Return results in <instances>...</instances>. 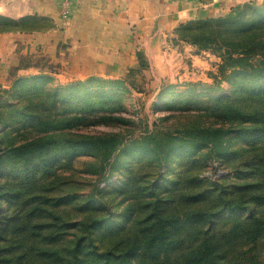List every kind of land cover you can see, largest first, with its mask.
Here are the masks:
<instances>
[{"label":"trees","instance_id":"16d2710c","mask_svg":"<svg viewBox=\"0 0 264 264\" xmlns=\"http://www.w3.org/2000/svg\"><path fill=\"white\" fill-rule=\"evenodd\" d=\"M35 19L0 14V34L51 29ZM176 34L203 49L223 50L219 77L233 89L219 94V85L207 95L195 87L205 103L164 106L170 117H186L179 118L178 134L130 143L107 132L78 135L90 117L96 125H119L120 79L93 77L66 92L35 87L20 92L18 104L0 94V264H264V2L181 25ZM236 137L248 145L236 157L234 177L221 166H213V174L192 171L204 147L213 146L206 158L216 154V160ZM120 154L123 163L134 155L158 169L146 183L131 166L129 183L118 187V209L101 197L100 182ZM179 154L182 171L163 192L162 167ZM70 175L80 178L81 189ZM9 201L12 212L1 215Z\"/></svg>","mask_w":264,"mask_h":264},{"label":"rangeland","instance_id":"374dc122","mask_svg":"<svg viewBox=\"0 0 264 264\" xmlns=\"http://www.w3.org/2000/svg\"><path fill=\"white\" fill-rule=\"evenodd\" d=\"M235 7L233 6L231 10ZM228 13L226 12V14ZM30 22L32 23V20ZM19 25L24 27L26 22H20ZM40 32H6L0 34V94L6 97L9 103L18 104L23 100V96L19 93L26 94L29 89L35 87L43 92L50 90L66 92L67 86L72 83L89 81L93 78L91 76H95L96 79L122 80L117 86L118 97L115 98L118 102V105L115 106V123L119 125H96L93 124V121L97 118L90 117L84 123L87 128L76 130L78 135H95L107 132L115 134V137L124 143H130L159 139L168 134L172 135V133L178 134L177 131L180 129L179 124H177L179 118L186 120V117L183 118L179 115V117L172 118L168 114V110L163 109L164 106L175 100H180L174 103L179 110L205 103L206 101L198 100V97L194 95L193 88L195 87L200 89L198 92L207 95L213 93L212 88L219 85L223 87L218 92L219 94L224 93V91L233 92L231 85L219 77L223 54L221 49H203L185 41H137V47L130 55L129 68H127V62L122 64V69L121 67L109 68L107 65L110 63L102 61V59L105 60L103 57L100 59V56L104 55L101 52L102 49L94 51L92 55L95 57L96 63L92 66L95 75L89 76L83 75L85 71L82 63L84 62H78L79 56L75 54V50H78L74 41L66 43L68 46L70 45L69 48L66 47V44L59 46V44L56 45L52 42L37 41V35ZM27 35L33 36L30 37L32 41L27 40ZM71 60L74 61L75 66L71 65ZM45 75L51 77L52 80H48ZM111 75L114 77H107ZM38 76L40 78L35 79ZM216 76L219 77L220 82L215 79ZM19 78L23 80L15 85ZM97 83L98 81L94 84ZM32 92L35 91L32 90ZM207 95L200 97L204 100ZM165 96L167 97L165 103L159 102ZM111 97H114V94ZM183 99H187V101L182 102ZM76 103L78 104V102ZM75 107L73 105L70 109L76 112ZM230 139L232 141V137ZM230 141H228V145L226 144V152L222 156L219 155L216 160V154L211 158H206L212 152L213 146L204 147L203 155H199V157L201 156L200 162L191 164L192 171L200 172L201 175L213 174V172L218 171L213 166H221V169L223 167L226 169V174L230 173L231 177H234L238 167L236 157L242 153V148L248 144L238 141L237 137L234 143ZM195 154L197 155V153ZM181 156L182 154H179L176 159L173 158L170 163L162 167L167 172L163 179L164 184L161 186L163 192L171 186L173 180L178 179L183 167L181 166L183 156ZM134 157V155H128V159L123 163L120 159L125 158V156L123 154L118 155L102 176L100 182L101 187H103L101 197L105 200L113 199L111 203L112 205L115 204V208L119 207L121 199L118 187H123L129 183V171L132 167L141 174V177H146V183L148 180L152 182L154 175L156 176L158 166L150 165L143 160H136ZM185 157L186 162L184 164L190 161L189 154H185ZM137 163L138 166H133ZM229 165L230 167H228ZM70 179L73 182V187L81 189L80 178L70 175ZM115 186H117L116 189ZM112 190L117 193L110 194L109 192ZM83 193H86V188ZM100 199V197L96 198L97 201H94V204L101 205ZM13 204L14 202L10 201L2 204L1 215L12 212Z\"/></svg>","mask_w":264,"mask_h":264},{"label":"crops","instance_id":"0c3cea01","mask_svg":"<svg viewBox=\"0 0 264 264\" xmlns=\"http://www.w3.org/2000/svg\"><path fill=\"white\" fill-rule=\"evenodd\" d=\"M249 2L264 0H0V14L50 22L51 29L40 32L37 41L59 46L74 41L78 62H84L83 75L90 76L95 75L94 51L102 49L100 59L109 68L122 69L125 62L129 68L137 41H180L176 31L181 25L223 16Z\"/></svg>","mask_w":264,"mask_h":264}]
</instances>
